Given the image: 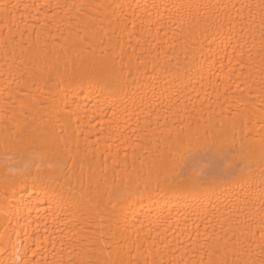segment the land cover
<instances>
[{
  "label": "bare ground",
  "instance_id": "bare-ground-1",
  "mask_svg": "<svg viewBox=\"0 0 264 264\" xmlns=\"http://www.w3.org/2000/svg\"><path fill=\"white\" fill-rule=\"evenodd\" d=\"M258 2L0 0L19 5L0 22V261L124 241L149 264H259L264 87L240 23ZM209 150L250 167L184 195Z\"/></svg>",
  "mask_w": 264,
  "mask_h": 264
},
{
  "label": "snow or ice",
  "instance_id": "snow-or-ice-1",
  "mask_svg": "<svg viewBox=\"0 0 264 264\" xmlns=\"http://www.w3.org/2000/svg\"><path fill=\"white\" fill-rule=\"evenodd\" d=\"M25 7H28L27 5ZM235 7V6H233ZM18 4H2L0 5V22L9 26L10 30L13 24L16 23L13 15V9H18ZM241 10H247V16H240V23L242 25L241 34L247 35L251 41V47L249 48V58L251 56L252 49L256 48V42L258 38L259 48L257 50V56L259 57V73L261 77V86L264 87V0H259L258 3H247L240 6ZM20 22H23L22 20ZM258 33V37H257ZM82 71H94L101 72L106 71L107 66L97 63H92L90 66H82ZM262 149H264V138H262ZM191 161L194 166L189 167L185 163V167H189V175L187 176V184L183 192L187 196H201L205 195L207 189L212 185H215L218 180L227 175L240 176L245 167H250V164L246 165L243 161H226V159L220 156L218 153H212L209 150V154L200 156L199 153H194L191 156ZM264 177V172H262ZM259 199L261 200L260 211L264 212V179L261 181V193ZM264 234V228L261 229ZM264 239V235H262ZM0 264H4L0 261ZM82 264H149L147 258L141 260L133 257L130 251L126 250L124 241H117L114 246L104 248L100 254L94 259L83 261ZM151 264H163L162 261L152 260ZM171 264V262H170ZM222 264H228L225 260ZM247 264V262H245ZM259 264H264V245L261 247V258Z\"/></svg>",
  "mask_w": 264,
  "mask_h": 264
}]
</instances>
